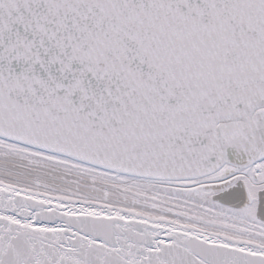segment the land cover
<instances>
[{
	"label": "snow or ice",
	"instance_id": "snow-or-ice-1",
	"mask_svg": "<svg viewBox=\"0 0 264 264\" xmlns=\"http://www.w3.org/2000/svg\"><path fill=\"white\" fill-rule=\"evenodd\" d=\"M0 264H264V0H0Z\"/></svg>",
	"mask_w": 264,
	"mask_h": 264
}]
</instances>
